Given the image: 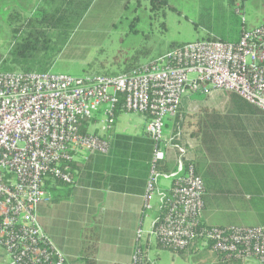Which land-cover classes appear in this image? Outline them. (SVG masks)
Instances as JSON below:
<instances>
[{"label":"built area","instance_id":"2783aa9c","mask_svg":"<svg viewBox=\"0 0 264 264\" xmlns=\"http://www.w3.org/2000/svg\"><path fill=\"white\" fill-rule=\"evenodd\" d=\"M216 90L237 93L264 111V23L244 29L238 42L213 36L187 42L115 75L5 71L0 62V247L7 256L2 264L67 263L41 225L39 207L52 199L57 181L73 183L68 162L108 150L96 126L111 129L122 95L127 111L147 117L146 131L155 143L144 197L147 210L158 203L151 237L179 249L197 240L242 264H264L263 226L200 227L205 184L189 156L181 110L186 100ZM96 116L89 131L81 132V119ZM169 118L179 119L170 133ZM142 235L140 228L130 264H155L141 249Z\"/></svg>","mask_w":264,"mask_h":264},{"label":"crops","instance_id":"0c3cea01","mask_svg":"<svg viewBox=\"0 0 264 264\" xmlns=\"http://www.w3.org/2000/svg\"><path fill=\"white\" fill-rule=\"evenodd\" d=\"M130 1L50 0L58 4L57 18L64 30L73 31V26L87 32L110 31L105 23L116 28ZM251 2L231 0L228 4L242 15L237 41L245 28L264 23V13L248 17L246 8ZM212 16L210 27L200 25L207 32L202 39L223 38L213 30V7ZM168 51L170 48L150 61L136 62V66ZM204 97H208L207 103L192 105L197 98L193 97L181 110L189 156L205 184L203 220L210 226L264 227V111L231 92L216 90ZM146 120L143 114L125 110L111 129L98 131L108 141V150L79 155L74 160L80 167L72 173L73 183L50 189L52 199L40 205V223L67 262L82 259L94 264H130L140 228L141 244L151 257L158 247L149 233L158 203L154 200L152 209L144 208L155 151ZM176 126L169 123L167 132ZM174 167L171 154L166 168ZM162 185L167 187L169 181L163 180ZM181 254L187 255V264H220L218 252L200 242ZM152 258L158 264L157 258ZM6 260L0 247V264Z\"/></svg>","mask_w":264,"mask_h":264},{"label":"rangeland","instance_id":"374dc122","mask_svg":"<svg viewBox=\"0 0 264 264\" xmlns=\"http://www.w3.org/2000/svg\"><path fill=\"white\" fill-rule=\"evenodd\" d=\"M230 1L169 0L167 5H158L152 0H131L116 28L105 23L110 31L87 32L72 26L73 31L59 33L61 51L54 59L52 71L77 77L120 73L129 65H137L136 62L152 60L172 44L200 40L207 33L205 28L195 27L203 4L213 7L214 32L226 39L235 38L242 28V15L228 6ZM42 5L41 0H0V62L9 58L8 51L19 30L27 28V20H31L29 24L36 21L37 9ZM246 9L248 17L264 13V0H252ZM201 96H196L192 105L207 103L208 97ZM96 127L101 130L100 124ZM153 256L158 264H187L188 261L187 255L157 246Z\"/></svg>","mask_w":264,"mask_h":264},{"label":"trees","instance_id":"16d2710c","mask_svg":"<svg viewBox=\"0 0 264 264\" xmlns=\"http://www.w3.org/2000/svg\"><path fill=\"white\" fill-rule=\"evenodd\" d=\"M43 2L42 7L40 6L37 12L38 17L35 22L29 24L31 20H27V28L20 29L19 34L16 40L13 42V45L10 47L8 53L9 58H6L2 63V69L5 71H37V72H47L49 71L52 63L58 52L61 51L59 41V33L61 32H70L69 30H64L60 25V20L57 18L59 12V7L57 2H50V0H41ZM153 3H158V5L168 4V0H152ZM213 20L212 16V7L210 4H203L202 10L199 15V20L195 23V27L199 28L200 25L210 27ZM55 31H52V29ZM72 28V27H70ZM66 29V28H65ZM247 29V28H245ZM221 39L229 42H238L237 38H222ZM183 44H172L170 50L181 46ZM137 67L136 65H129L123 72L130 71L131 69ZM121 73V72H120ZM112 75L118 73H110ZM233 97H238L237 93L231 92ZM240 97V96H239ZM242 98V97H241ZM243 99V98H242ZM246 101V100H245ZM126 110L125 108V97L122 95L120 101L118 102L115 108V124L117 118ZM149 118V116H148ZM99 116L94 118H84L81 119V132L87 133L89 131L90 125L98 121ZM178 122V118L170 119L167 121V126L169 123L175 125ZM68 165L71 168L72 173L77 171L80 167L79 162L72 161L68 162ZM197 170V169H196ZM198 173V171H197ZM56 186L61 184H66L65 182L57 181ZM71 184V183H68ZM55 188V187H53ZM52 189V188H51ZM201 228H211V227H223V226H210L202 221ZM251 227V226H250ZM199 242V241H194ZM192 243V244H193ZM159 248H164L172 250L176 253L183 252L184 249H179L169 245H163L162 243H157ZM141 249L145 250L144 246L141 245ZM186 249V248H185ZM219 254L220 264H242L241 261L228 257L227 253L217 251ZM66 264H94V261L91 260H74L67 262Z\"/></svg>","mask_w":264,"mask_h":264}]
</instances>
